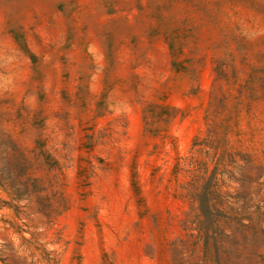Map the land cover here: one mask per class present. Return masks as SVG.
Segmentation results:
<instances>
[{"label": "rangeland", "instance_id": "374dc122", "mask_svg": "<svg viewBox=\"0 0 264 264\" xmlns=\"http://www.w3.org/2000/svg\"><path fill=\"white\" fill-rule=\"evenodd\" d=\"M217 63L264 151V0H0V264H175Z\"/></svg>", "mask_w": 264, "mask_h": 264}, {"label": "trees", "instance_id": "16d2710c", "mask_svg": "<svg viewBox=\"0 0 264 264\" xmlns=\"http://www.w3.org/2000/svg\"><path fill=\"white\" fill-rule=\"evenodd\" d=\"M215 74L205 132L182 158L188 210L175 264H264V151L243 145L252 138L240 129L244 100L224 88L223 63Z\"/></svg>", "mask_w": 264, "mask_h": 264}]
</instances>
